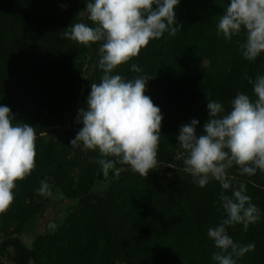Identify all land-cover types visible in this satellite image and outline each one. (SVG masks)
<instances>
[{"label":"trees","instance_id":"16d2710c","mask_svg":"<svg viewBox=\"0 0 264 264\" xmlns=\"http://www.w3.org/2000/svg\"><path fill=\"white\" fill-rule=\"evenodd\" d=\"M228 3L180 0L175 8L180 31L151 40L113 73L125 79L152 78L145 95L161 109L163 120L160 166L147 178L116 164L115 178L90 202L88 191L103 177L98 173L99 152L82 153L73 146L68 151L51 138L37 137L36 168L17 181L13 204L0 213L1 228L26 222L37 212L41 203L37 190L45 178L48 190L56 189L64 199L77 203L53 231L35 237L30 249L14 239L2 243V249L11 248L12 264H216L212 255L218 249L207 233L226 218L219 205L222 189L212 179L202 188L190 175H178L187 154L177 145V136L181 125L193 119L200 122L197 135L203 134L207 99L223 103L226 110L239 92L255 99L248 80L264 75V53L247 61L237 49L230 53L228 69L221 75L201 65L213 56L206 44L209 26L224 14ZM86 6V0H0V105L11 109L15 122L35 131L54 126L65 106L76 101L81 83L89 96L90 85L100 82V43L85 46L64 36L72 24L93 26ZM233 36L241 38L244 33ZM80 57L88 58L83 82ZM132 64L142 71H131ZM82 127L72 126L73 138ZM72 168L77 170L75 175L69 172ZM229 176L234 188L246 185L261 213L247 231L243 225L228 228L234 241L255 244L237 264H264V172L241 175L234 165Z\"/></svg>","mask_w":264,"mask_h":264},{"label":"clouds","instance_id":"9594fccd","mask_svg":"<svg viewBox=\"0 0 264 264\" xmlns=\"http://www.w3.org/2000/svg\"><path fill=\"white\" fill-rule=\"evenodd\" d=\"M180 0H86L88 20L72 24L64 36L88 46L100 43L99 83L90 85L87 109L78 111L76 123L83 127L70 141L71 146L98 151L97 163L107 174L114 165H126L147 178L160 166L158 148L161 140V109L145 95L152 78L140 75L125 79L113 74L121 65L137 57L149 42L165 32L175 36L180 31L175 8ZM244 33L242 56L255 61L264 53V0H230L218 21V34L226 39ZM131 71L142 69L132 64ZM255 97L239 92L231 101L230 110L217 100L207 99L208 119L203 134L197 135L199 120L181 125L178 146L186 152L184 171L195 184L204 187L209 180L220 184L219 205L226 214L220 223L208 229V236L218 251L212 255L216 264H237L254 243L234 241L228 228L243 225L245 231L261 216L260 209L247 194L244 183L234 188L228 170L234 165L241 175L264 172V75L253 81ZM35 128L15 122L11 109L0 105V213L6 212L15 200L17 181L24 180L36 168ZM49 187L41 181L38 194ZM231 190V195H228ZM51 195V192H47Z\"/></svg>","mask_w":264,"mask_h":264},{"label":"rangeland","instance_id":"374dc122","mask_svg":"<svg viewBox=\"0 0 264 264\" xmlns=\"http://www.w3.org/2000/svg\"><path fill=\"white\" fill-rule=\"evenodd\" d=\"M220 17L221 16L218 15L214 23L210 24L207 34L208 37L206 39V44L211 48L213 56L201 61V65L214 75H221L227 71L230 53L241 48V44L245 41V36H242L241 38L232 36L229 40L226 39L222 33L218 34V21ZM97 47L99 48L100 44H98ZM78 62L81 65L79 79L83 82L86 75L85 67L88 64V58L80 57ZM87 98V92L81 83V88L76 101L65 106L60 121L54 126L41 131H36L37 137L51 138L67 147L69 151V148L71 147L70 141L74 139L72 136V126L76 123L78 111L81 108L85 110L87 109ZM80 149L82 153L89 151L88 149H85L82 144ZM70 157V154L66 156V158ZM175 158L177 159L178 155H176ZM169 164H172V162ZM116 171L117 170L113 167V169H110L109 172L105 174L101 170V166H99L98 173L102 172L103 177L94 181L92 187L88 191L90 202H93L102 195L107 186L115 178L113 174H115ZM69 172L70 174L75 175L77 170L72 168ZM228 172L230 174L231 169H229ZM177 173L180 177H183L184 174H188L184 170L178 171ZM44 191V195L38 194V197L41 200L39 209L26 222L14 223L5 229H2L0 226V264H12L9 260L11 248L8 247L2 249V243L14 239L18 240L26 249H30L35 237L53 231L60 225L69 208L77 203L75 200L64 199L56 189H45ZM49 191L51 192V195H47V192ZM33 202L35 201L33 200Z\"/></svg>","mask_w":264,"mask_h":264}]
</instances>
